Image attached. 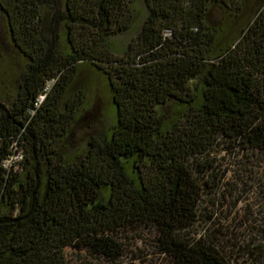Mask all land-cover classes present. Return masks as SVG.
<instances>
[{"label":"trees","instance_id":"trees-1","mask_svg":"<svg viewBox=\"0 0 264 264\" xmlns=\"http://www.w3.org/2000/svg\"><path fill=\"white\" fill-rule=\"evenodd\" d=\"M135 1L0 0V33L26 60L14 100L0 103V220H14L0 224V264H65V248L114 261L118 234L138 225L174 264H230L186 230L196 170L208 172L198 157L221 143L264 153V5L222 39L211 10L238 0H139L146 16L119 56L110 39L130 29ZM81 63L105 76L114 112L83 151L66 145L84 104L68 93ZM261 253L264 264V241Z\"/></svg>","mask_w":264,"mask_h":264},{"label":"rangeland","instance_id":"rangeland-1","mask_svg":"<svg viewBox=\"0 0 264 264\" xmlns=\"http://www.w3.org/2000/svg\"><path fill=\"white\" fill-rule=\"evenodd\" d=\"M262 5L264 0H238L234 10L213 7L210 18L214 27L220 30L222 39H236ZM130 9V29L110 39L119 56L139 32L146 16L142 1L133 2ZM0 34V103L9 106L26 71V60L13 49L4 34ZM62 39L61 35L57 41L59 46H62ZM50 85L49 81L46 87L49 89ZM76 92H81L84 104L72 126L70 144L66 145L69 150L73 146L83 151L87 136L104 130L113 121V103L105 76L90 64L77 65L68 88L70 95ZM42 100L38 99V102ZM230 146L221 143L197 158L196 163L200 166L205 164L204 169L208 172L201 174L197 165L193 166L197 169L202 193L196 223L186 230V234L193 239H208L230 264H262L264 153L243 152ZM118 240L123 254L117 260H109L86 250L65 248V264H174L160 254L155 233L149 226L138 225L124 230L118 234Z\"/></svg>","mask_w":264,"mask_h":264},{"label":"built area","instance_id":"built-area-1","mask_svg":"<svg viewBox=\"0 0 264 264\" xmlns=\"http://www.w3.org/2000/svg\"><path fill=\"white\" fill-rule=\"evenodd\" d=\"M21 160H22L21 153H16L11 158H9V160L5 161L4 165L5 166H9V165H12V164H18Z\"/></svg>","mask_w":264,"mask_h":264},{"label":"water","instance_id":"water-1","mask_svg":"<svg viewBox=\"0 0 264 264\" xmlns=\"http://www.w3.org/2000/svg\"><path fill=\"white\" fill-rule=\"evenodd\" d=\"M34 162H35V166H34V171L36 170L37 168V163H36V159L34 158ZM37 183H38V180L36 179V186H35V190L33 192V196H32V202H33V199H34V194H35V191H36V187H37ZM14 220H0V224H4V223H8V222H13Z\"/></svg>","mask_w":264,"mask_h":264}]
</instances>
